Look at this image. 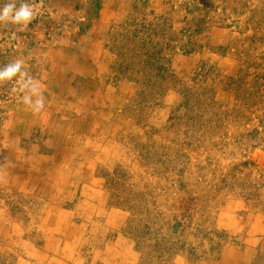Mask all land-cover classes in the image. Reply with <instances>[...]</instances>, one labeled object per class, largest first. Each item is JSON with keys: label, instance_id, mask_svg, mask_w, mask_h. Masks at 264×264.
I'll return each mask as SVG.
<instances>
[{"label": "rangeland", "instance_id": "374dc122", "mask_svg": "<svg viewBox=\"0 0 264 264\" xmlns=\"http://www.w3.org/2000/svg\"><path fill=\"white\" fill-rule=\"evenodd\" d=\"M27 2L0 66L45 107L0 83V264H264V0Z\"/></svg>", "mask_w": 264, "mask_h": 264}, {"label": "clouds", "instance_id": "9594fccd", "mask_svg": "<svg viewBox=\"0 0 264 264\" xmlns=\"http://www.w3.org/2000/svg\"><path fill=\"white\" fill-rule=\"evenodd\" d=\"M37 14L32 3L21 2L17 6L16 0H0V24L17 25L26 28ZM14 81L19 93V100L34 114H39L45 107V84L33 77L26 70L23 58H14L10 62L0 66V83Z\"/></svg>", "mask_w": 264, "mask_h": 264}, {"label": "bare ground", "instance_id": "6f19581e", "mask_svg": "<svg viewBox=\"0 0 264 264\" xmlns=\"http://www.w3.org/2000/svg\"><path fill=\"white\" fill-rule=\"evenodd\" d=\"M2 153V152H1ZM17 153H18V151H17ZM23 153V152H22ZM8 154V153H7ZM2 155V154H1ZM19 155V154H18ZM24 156V155H23ZM26 157V156H25ZM7 158H8V156H7ZM26 159H28L29 160V162H31V161H33V159L34 158H32L31 160H30V158H26ZM13 161V160H12ZM15 162V161H14ZM1 163V162H0ZM4 163H7V159H6V157L4 158ZM13 164V163H12ZM36 166V165H35ZM20 168L18 169L17 167H12V168H9V170H11V172L14 174L15 172H18V170H21L22 169V167H24V169H25V166L24 165H20L19 166ZM31 167V166H30ZM3 168V166L0 164V170ZM38 169V168H37ZM3 171H5V170H3ZM3 175V174H2ZM1 176V175H0ZM15 176H16V174H14V178H13V181H15ZM19 178V177H18ZM33 179H34V177H33ZM62 179V178H61ZM20 180V179H19ZM59 182V184H60V186H62V181H58ZM22 183V182H21ZM18 184V183H17ZM16 184V185H17ZM47 184V183H46ZM18 186V185H17ZM54 186V185H53ZM42 187H43V185H42ZM61 190V189H60ZM53 192V191H52Z\"/></svg>", "mask_w": 264, "mask_h": 264}, {"label": "water", "instance_id": "95a60500", "mask_svg": "<svg viewBox=\"0 0 264 264\" xmlns=\"http://www.w3.org/2000/svg\"><path fill=\"white\" fill-rule=\"evenodd\" d=\"M177 224H178V222H177V221H175V224H174L173 231L176 229V227H177Z\"/></svg>", "mask_w": 264, "mask_h": 264}, {"label": "crops", "instance_id": "0c3cea01", "mask_svg": "<svg viewBox=\"0 0 264 264\" xmlns=\"http://www.w3.org/2000/svg\"><path fill=\"white\" fill-rule=\"evenodd\" d=\"M219 264V263H218ZM220 264H222V263H220Z\"/></svg>", "mask_w": 264, "mask_h": 264}]
</instances>
